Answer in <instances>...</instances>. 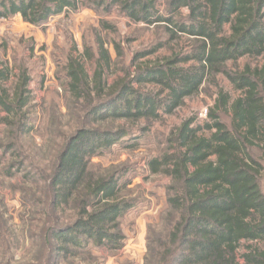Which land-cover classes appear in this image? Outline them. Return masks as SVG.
Wrapping results in <instances>:
<instances>
[{
  "label": "trees",
  "instance_id": "obj_1",
  "mask_svg": "<svg viewBox=\"0 0 264 264\" xmlns=\"http://www.w3.org/2000/svg\"><path fill=\"white\" fill-rule=\"evenodd\" d=\"M91 5L106 12L119 6L134 22L165 26L167 42L139 53L137 60L183 35L188 37L189 48L134 69L131 64L121 77L116 76L117 61L100 39L97 54L86 48L79 57L69 55V91L87 110L83 126L69 138L48 179L39 264H58L62 255H77V250L91 245L107 250L124 246L119 220L137 206V199L127 194L128 171H95L90 159L120 143L132 129L114 131L89 124L122 119L133 126L141 119L159 120L173 114L219 73L240 95L233 97L220 89L204 124L197 125L194 118L184 120L169 135L167 150L148 160L152 173L171 179L167 190L174 220L154 260L155 264H264V191L260 185L264 176V62L241 71L227 67L229 61L242 57L264 59V0H170L168 14L160 10L157 0H0V18L20 14L26 22L40 26L53 16ZM183 7L189 11L186 17L181 14ZM101 24L104 29L114 28L108 22ZM115 49L121 57L120 45L115 44ZM12 75L8 65H0V110L6 112L2 120L14 137L10 149L20 147L22 136L33 128L31 77L22 68L12 89L6 86ZM144 84L158 90H145ZM137 142L128 146L135 148ZM256 149L262 157L254 155ZM16 164L24 165L13 162L8 176L14 175ZM68 209L72 212L66 216Z\"/></svg>",
  "mask_w": 264,
  "mask_h": 264
},
{
  "label": "rangeland",
  "instance_id": "obj_2",
  "mask_svg": "<svg viewBox=\"0 0 264 264\" xmlns=\"http://www.w3.org/2000/svg\"><path fill=\"white\" fill-rule=\"evenodd\" d=\"M169 1L157 0L164 14H168ZM188 12L187 8L181 9L183 17ZM103 21L114 28L104 29ZM168 38L164 25L134 22L119 6H113L109 12L95 5L82 6L77 12L53 16L40 26L26 22L20 14L0 18V65H8L13 70L6 86L13 89L16 75L25 68L31 77L29 88L33 99L29 113L33 128L22 136L20 147L8 148L14 137L2 120L6 112L0 110V264H39L42 261L41 236L47 223L44 212L49 197L48 179L69 138L83 126L87 110L69 91L66 74L69 55L79 57L86 48L97 54L100 39L117 61L116 76L121 77L131 64L134 69L135 65L160 61L180 50H188V37L183 35L154 53L136 59L139 53L159 42H167ZM115 44L121 47V57ZM263 62L260 57H242L236 62L229 61L227 67L241 71L247 65L257 67ZM86 66L90 68L88 62ZM143 88L158 90L153 84H144ZM220 89L233 97L240 95L228 78L219 73L203 84L197 95L187 97L173 114H164L159 120L141 119L133 126L122 119L89 124L114 131L120 127L132 129L128 137L104 153L92 156L90 162L95 171L102 173L127 170L126 178L131 181L127 194L137 199V206L119 220L126 237L121 249L107 250L91 245L77 250V255H62L58 264L156 263L154 254L160 251L161 243L168 240L174 225L167 190L171 179L152 173L148 160L167 150L169 135L184 120L194 118L197 125L204 124ZM133 140H138L135 148L128 146ZM253 152L256 157H262L259 150ZM18 154L20 156H16ZM17 161H23L24 165L16 164L12 168L14 175L8 176L7 170ZM260 185L264 191V176ZM71 212L68 209L66 216Z\"/></svg>",
  "mask_w": 264,
  "mask_h": 264
}]
</instances>
